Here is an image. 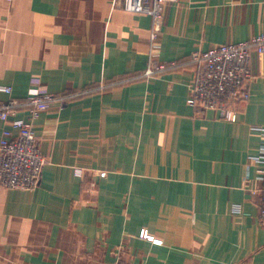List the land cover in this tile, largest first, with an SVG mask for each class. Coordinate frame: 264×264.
<instances>
[{
  "label": "crops",
  "instance_id": "crops-1",
  "mask_svg": "<svg viewBox=\"0 0 264 264\" xmlns=\"http://www.w3.org/2000/svg\"><path fill=\"white\" fill-rule=\"evenodd\" d=\"M119 1L0 0V101L88 90L34 122L39 187L0 184V264H264V53L237 121L188 103L192 53L263 33V0L168 4L156 40ZM152 62L178 66L141 78Z\"/></svg>",
  "mask_w": 264,
  "mask_h": 264
},
{
  "label": "built area",
  "instance_id": "built-area-1",
  "mask_svg": "<svg viewBox=\"0 0 264 264\" xmlns=\"http://www.w3.org/2000/svg\"><path fill=\"white\" fill-rule=\"evenodd\" d=\"M179 1L121 0L117 5L128 11L152 15L154 24L151 38L156 40L163 23L165 6ZM253 52L264 53V32L248 41L225 43L208 50L194 51L191 55L194 75L189 85V105L199 112L215 110L220 118L237 121L239 105L250 97ZM174 65L175 62H152L143 71V78L162 74L168 66ZM0 91L11 95L12 87L3 86ZM82 94L83 91L48 93L31 89L24 98L10 97L0 101V120L11 126L0 129L1 185L24 191H33L39 187L47 159L35 135L34 122L52 103L65 104ZM20 111L26 112V117H15ZM251 130L260 135L257 152L248 156V167L254 171V178L262 183L256 192L260 207L257 222L264 227V126H252ZM74 174L82 176L83 171L75 169ZM231 211L241 214L242 207L236 203Z\"/></svg>",
  "mask_w": 264,
  "mask_h": 264
},
{
  "label": "trees",
  "instance_id": "trees-1",
  "mask_svg": "<svg viewBox=\"0 0 264 264\" xmlns=\"http://www.w3.org/2000/svg\"><path fill=\"white\" fill-rule=\"evenodd\" d=\"M176 66H178V63L177 62H175V65L174 66H168V68L166 70H168L169 68H174ZM140 74H141V78H143V72L140 73ZM82 91H83V94L82 95H84V94H86L88 92V90H82ZM66 92L67 93H74V92H71V91H66Z\"/></svg>",
  "mask_w": 264,
  "mask_h": 264
}]
</instances>
